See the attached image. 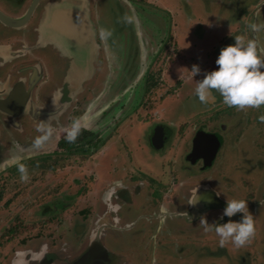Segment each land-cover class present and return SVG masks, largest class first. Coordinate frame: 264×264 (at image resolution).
Wrapping results in <instances>:
<instances>
[{"label":"flooded vegetation","instance_id":"1","mask_svg":"<svg viewBox=\"0 0 264 264\" xmlns=\"http://www.w3.org/2000/svg\"><path fill=\"white\" fill-rule=\"evenodd\" d=\"M145 1L122 0L126 17L131 10L136 14L102 41L99 29H108L98 14L101 0H0V15L18 20L12 25L0 20V201L20 183L15 165L2 166L14 152L12 141L23 149L26 184L59 181L50 189L56 195L43 189L30 200L35 220L16 213L0 228V254L12 245L0 264H197V259L201 264H264V122L257 119L264 105L237 110L225 106L217 93L208 103L198 100L182 117L167 115L171 103L181 104L204 71L216 67L212 53L232 43L233 34L254 39L264 55L259 36L264 29L249 27L264 23V4L230 0L228 7L227 0H215L213 8L211 3L207 8H213L216 23L208 27L216 25L218 35L209 41L211 49L199 54L195 46L206 42L210 19L207 10L197 13V41L179 44L174 34L184 62L174 58L171 69L177 77L166 84L161 64L173 58V18L166 2ZM151 7L158 21V15L169 17L167 27L156 33L144 25ZM76 10L84 17L83 35L94 33V73L73 101L52 113L50 98L70 65L59 36L66 35L61 28L74 21ZM122 35L130 40L124 42ZM123 62L125 70L116 73ZM193 64L201 71L192 77ZM134 86L136 95H127ZM74 119L83 128L69 143L65 130ZM42 122L51 135L33 148L36 125ZM74 160L90 172L72 179L77 185L72 193L60 192L65 179L58 177ZM110 187L118 189L105 199ZM194 191L200 200L189 204ZM233 198L245 199L255 231L241 247L230 241L221 247L199 219L217 221L226 199ZM74 204L79 205L75 210Z\"/></svg>","mask_w":264,"mask_h":264},{"label":"clouds","instance_id":"2","mask_svg":"<svg viewBox=\"0 0 264 264\" xmlns=\"http://www.w3.org/2000/svg\"><path fill=\"white\" fill-rule=\"evenodd\" d=\"M264 4V0H259ZM252 32L264 29V23H252L249 25ZM111 36V31L104 28L99 29L100 40H106ZM215 68L204 71L201 79L197 80L194 88V96L201 103H208L215 99L214 94H219L222 103L227 107L237 110L245 108H259L264 105V55L258 54L257 43L252 38H245L241 34H233V42L221 47L215 57ZM201 69L197 64H193L189 69L192 77L199 73ZM257 119L264 122V115H258ZM83 125L77 120H73L65 130L64 139L71 143L80 134ZM39 135L32 139L33 148H38L50 137L52 129L46 122L36 125ZM14 152L9 161L2 166L15 165L19 173V179L26 181L28 172L21 163L20 153L22 146L16 141H12ZM118 183V182H117ZM122 187V186H121ZM116 187H110L104 198L114 196ZM200 197L191 194L187 203L195 204ZM241 213L239 220L228 219L218 222L222 217L231 218L236 213ZM199 223L204 232H214L218 237V245L223 247L226 241H230L233 246L241 247L253 236L255 228L252 215L248 212L245 199H226L220 217L217 221L206 222L203 216Z\"/></svg>","mask_w":264,"mask_h":264},{"label":"rangeland","instance_id":"3","mask_svg":"<svg viewBox=\"0 0 264 264\" xmlns=\"http://www.w3.org/2000/svg\"><path fill=\"white\" fill-rule=\"evenodd\" d=\"M148 0H146L145 2H147ZM161 2H166L167 6L166 8H168L170 10V13L172 15L173 18V22H172V26H171V49L173 50L172 53V59L169 61H167V63H162L161 64V70H162V78L163 80L166 82H168V84H173L174 81L176 80V74L172 71V61L174 60V58H178L180 59L182 62H184V59L182 58V55L180 53V49L177 45V43L175 42V38H174V34L176 32V34L178 35V43L179 44H185V45H189L190 43H192L193 41H197L198 40V36L200 34L199 32V27L197 26L196 23H193L196 21V15L197 13L201 14V11H209L207 7H211V3L213 8H215L217 6V2L215 0H160ZM122 0H101L100 6L98 7V14L102 20V22L104 23V25L107 27L108 30L113 31L114 29H116V24H121L122 26H126L127 24V18L130 15H133L134 10H131L130 12H128L129 15H127L126 17V13L124 12L125 9H127L123 3H121ZM227 4L228 7H232V4L230 2V0H227ZM205 4V5H204ZM135 6V4H134ZM125 8V9H124ZM154 7L150 8V12H147V17L144 16V22L147 26V29H149V31L152 33H156V31L158 29H161L162 26L167 27V24H169V17L166 15L165 18L163 17H159L158 18L162 19L161 21H158L157 18L155 16V9L153 10ZM213 8H211V10L209 12H206L208 15V18L210 20H206L208 23H206V27H208L210 22H215L212 17L214 15V10ZM124 10V11H123ZM136 14V13H135ZM132 17V16H131ZM130 17V18H131ZM189 18V19H188ZM212 20V21H211ZM132 21V20H131ZM165 23V24H163ZM216 23V22H215ZM163 24V25H162ZM192 29H188L191 28ZM217 28L216 25L212 27V25L210 27H208L207 32H206V42L203 41L199 44H201L200 46L197 43V47L195 46V52L197 54L200 53V51H204L205 49H208L210 47L209 45V41L213 42V40L217 37ZM183 34V35H182ZM116 35V34H115ZM122 35V37H124L123 41H127L130 40V36L127 35ZM259 36L262 37V40L264 41V33L260 32ZM176 37V36H175ZM126 39V40H125ZM116 42L118 43V40H116ZM174 42V45L173 43ZM206 45V46H205ZM218 50L216 51H212V55L210 60L212 61V63H214L215 57L218 54ZM179 51V52H178ZM128 58V56H127ZM126 56H124V61L127 59ZM169 62H171L169 64ZM189 63H192V61H189ZM125 63L123 62L120 67L118 66L117 69L115 70L116 73H121L122 70H125ZM131 67H134L131 66ZM130 68V67H129ZM132 70V69H131ZM127 71V70H126ZM167 84V83H166ZM186 87V86H185ZM184 87V89H185ZM130 89L128 88V91ZM131 92H128V94L131 95V93H136V87H132ZM164 90V88H163ZM162 89L158 92V94H160L162 91ZM193 89L191 88L189 90L190 93H188L187 98H185L184 100H182L181 104H176V103H171V105L169 106V109L167 110V115L168 116H172L173 118H177L179 115L182 117L184 116L186 113L185 111L195 108V104L198 103V100L195 98V96L193 95V92H191ZM133 94V95H134ZM136 95V94H135ZM133 103V102H132ZM117 105L114 106V109H117ZM114 112V111H113ZM143 111H140V113H142ZM178 115V116H177ZM93 159V158H92ZM90 159V160H92ZM78 161L80 160L77 159ZM74 160V163L72 164H68L66 168L62 169L63 171H68V173H64L63 175H61L60 179H65V181H63V185H60V192H65V193H72L75 189L77 185L73 184L72 179L77 177V178H81V176H83L82 174L86 173L88 174L90 172V168H85V164L78 162ZM83 161V160H82ZM62 171V172H63ZM82 172V173H81ZM69 174V175H67ZM65 176V177H64ZM28 182V181H27ZM58 181L57 178H50L48 181L44 180V181H37L36 183H28L26 184V181L21 182L20 180V185L18 184L17 186H12V188L8 189L6 194L4 195L2 201H0V228L4 225L7 224V221L12 218V216L16 213H20V214H26V218L28 221H32L35 220V218H37V216L35 215V208L36 206L33 204L32 201H30L34 196L39 195L40 192L44 189H52V186H54V184H56ZM33 184V185H32ZM22 188V189H21ZM16 192V193H15ZM52 195L50 196H54V192H51ZM56 195V194H55ZM50 196H48L50 198ZM8 199L10 202L8 204H5V200ZM81 204L83 205V202H81ZM79 205L74 204V207L71 208L73 210H75V208L77 209ZM66 215H69V212H67L65 214V217H67ZM15 242V241H13ZM11 248V249H10ZM10 250H12V245H8L4 250H2L1 254H0V259H2L3 257H5V255L10 253ZM197 264H201L200 259L196 260Z\"/></svg>","mask_w":264,"mask_h":264},{"label":"water","instance_id":"4","mask_svg":"<svg viewBox=\"0 0 264 264\" xmlns=\"http://www.w3.org/2000/svg\"><path fill=\"white\" fill-rule=\"evenodd\" d=\"M71 16H73V14H71ZM82 17L79 10H76V13H74V21L63 25L62 28L64 27L65 29L61 28V32L66 35L59 36L60 44L64 47L62 48L64 50L63 55L70 59V65L69 68L63 72L62 86L57 89L50 98L48 107L52 113L57 108L62 109L67 103L73 101L81 92L83 82L89 80L94 73L97 45L93 32H91V38L83 35L85 22L84 17ZM0 20L9 25L18 22V20L4 15H0ZM50 41H52V38H50ZM80 48H83L82 52H80ZM70 85L73 87L71 86V88H69ZM53 108L55 109L53 110ZM43 112L50 113L45 110Z\"/></svg>","mask_w":264,"mask_h":264}]
</instances>
